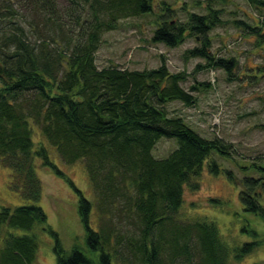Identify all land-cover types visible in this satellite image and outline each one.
I'll use <instances>...</instances> for the list:
<instances>
[{"label":"trees","instance_id":"obj_1","mask_svg":"<svg viewBox=\"0 0 264 264\" xmlns=\"http://www.w3.org/2000/svg\"><path fill=\"white\" fill-rule=\"evenodd\" d=\"M214 1L201 4L200 13L185 3L179 19L178 8L166 1L0 0V165L10 170V190L32 202L43 193L37 159L68 180L79 195L89 252L66 250L41 206L0 204V264H36L40 233L54 238L57 264H229L260 246L253 240L231 248L215 222L179 217L185 190H198L206 169L221 173L215 156L236 157L231 143L202 136L168 110L174 101L196 104L199 88L184 87L190 74L171 72L163 56L157 68L143 70L97 64L104 34L126 19L156 14L154 43L175 48L200 39L184 53L205 60L197 71L231 72L237 60L212 50L210 34L223 21ZM246 1L264 9V0ZM234 24L264 45V21ZM34 127L63 163H82L93 201L52 161L44 143L36 145ZM162 138L176 139L177 148L156 158L152 151ZM263 162L244 167L260 173L241 180L239 195L245 212L262 219ZM225 172L236 180L232 170Z\"/></svg>","mask_w":264,"mask_h":264},{"label":"rangeland","instance_id":"obj_2","mask_svg":"<svg viewBox=\"0 0 264 264\" xmlns=\"http://www.w3.org/2000/svg\"><path fill=\"white\" fill-rule=\"evenodd\" d=\"M161 1L178 8L179 19L185 16L180 11L185 3L187 10L199 13L203 12L201 4H206V0H155V5ZM199 1L200 5H194ZM213 6L222 10L223 21L210 34L212 50L217 57H234L237 60V67L231 72L212 68L197 71V66L204 65L205 60L186 59L184 53L200 45V39L188 38L185 44L175 48L154 43L152 36L157 27L156 14L126 19L117 30L104 34L97 52V64L99 67L119 65L143 70L157 68L163 56L171 72L186 71L190 74L184 87L190 89L196 85L199 88L193 92L196 104L188 107L174 101L168 104V110L183 117L202 136L220 137L231 143L237 158L215 156L221 173L215 175L206 169L199 178V189L185 190V202L179 217L187 221L207 218L215 222L222 239L231 248L253 240L262 241L242 259L236 260L232 256L229 264H264V219L245 212L239 197L241 180L260 173L255 168L246 170L244 167H250L253 161L264 160V45H258L255 36L234 24V20H243L259 25L264 21V9H254L246 0H219L214 1ZM34 130L36 145L44 143L52 161L72 179L76 188L93 201L92 187L82 163H63L39 129L34 127ZM175 148L176 139L162 138L152 153L156 158H166ZM225 169L232 170L236 180H230ZM37 172L43 183V193L40 201L32 202L10 190V170L0 165V204L8 207L25 204L41 206L47 214L48 224L58 232L63 247L66 250L78 247L89 254L76 189L50 167L44 166L41 159H37ZM51 182H55L57 188L53 189ZM260 201L264 205V197ZM92 221L96 227L95 213L92 214ZM39 243L36 264H57L54 238L40 233Z\"/></svg>","mask_w":264,"mask_h":264},{"label":"bare ground","instance_id":"obj_3","mask_svg":"<svg viewBox=\"0 0 264 264\" xmlns=\"http://www.w3.org/2000/svg\"><path fill=\"white\" fill-rule=\"evenodd\" d=\"M51 184L53 185L52 186L53 189L57 188V185L55 184V182H53V183L51 182Z\"/></svg>","mask_w":264,"mask_h":264}]
</instances>
